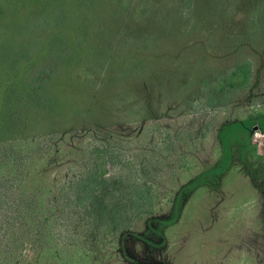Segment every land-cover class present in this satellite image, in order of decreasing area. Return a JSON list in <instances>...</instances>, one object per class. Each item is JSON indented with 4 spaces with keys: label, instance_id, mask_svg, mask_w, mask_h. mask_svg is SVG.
<instances>
[{
    "label": "rangeland",
    "instance_id": "374dc122",
    "mask_svg": "<svg viewBox=\"0 0 264 264\" xmlns=\"http://www.w3.org/2000/svg\"><path fill=\"white\" fill-rule=\"evenodd\" d=\"M249 116L264 0H0V264H264Z\"/></svg>",
    "mask_w": 264,
    "mask_h": 264
},
{
    "label": "trees",
    "instance_id": "16d2710c",
    "mask_svg": "<svg viewBox=\"0 0 264 264\" xmlns=\"http://www.w3.org/2000/svg\"><path fill=\"white\" fill-rule=\"evenodd\" d=\"M254 128L264 132V116H259V117L249 116L248 118L245 119L233 120L227 122L226 124L221 126V128L219 129V137H220V145H221L222 153L219 163L211 168L201 171L192 179L185 182L179 187L175 195L172 214L167 218L160 219L159 221L160 226L170 224L176 220L180 208V202L183 196L186 193H188L190 190L203 184L206 180V176L208 175L217 176L226 170V168L229 166L231 159V144H230L231 136L238 131H249ZM3 155H10V154L3 153ZM9 159L10 156L8 158H2L1 161L8 162ZM12 159L13 161H11L10 163L11 165L16 163V158L14 153L12 155ZM11 177H13V174L9 175L8 179L10 180ZM29 202L30 200L26 201V204L28 205ZM20 214H21V209L14 208L11 219L13 218L15 221L21 222V219H19L21 218Z\"/></svg>",
    "mask_w": 264,
    "mask_h": 264
}]
</instances>
